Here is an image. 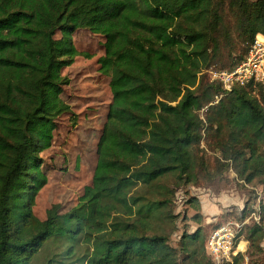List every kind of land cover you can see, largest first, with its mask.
I'll use <instances>...</instances> for the list:
<instances>
[{
	"label": "trees",
	"instance_id": "trees-1",
	"mask_svg": "<svg viewBox=\"0 0 264 264\" xmlns=\"http://www.w3.org/2000/svg\"><path fill=\"white\" fill-rule=\"evenodd\" d=\"M80 28L105 38L98 62L111 103L81 203L52 205L41 220L32 210L46 182L39 153L67 110L59 69L77 55ZM257 33L264 0H0V264H34L55 239L73 255L81 238L92 247L81 264H184L157 228L172 206L159 180L202 185L232 166L264 189V92L235 87L214 102L220 85L208 76L238 64ZM259 214L241 230L251 264H264V202ZM204 243L200 228L182 235L189 264H202L194 245Z\"/></svg>",
	"mask_w": 264,
	"mask_h": 264
},
{
	"label": "rangeland",
	"instance_id": "rangeland-1",
	"mask_svg": "<svg viewBox=\"0 0 264 264\" xmlns=\"http://www.w3.org/2000/svg\"><path fill=\"white\" fill-rule=\"evenodd\" d=\"M53 37L59 38L60 33L56 32ZM104 42L105 38L101 34L87 28L77 29L72 35L77 55L70 65L59 69L60 77L67 80L60 94L67 110L56 117L51 145L39 153L40 170L46 182L37 193L32 210L41 220L52 205H59L61 212H67L80 204L84 188L91 185L98 157L97 144L112 98L110 77L100 70L98 62L104 54ZM201 147L209 155L217 154L208 151L203 141ZM261 150L264 154V146ZM159 184L167 188V191L163 189V197H170L172 206H165L164 218L158 221L157 228L168 237L169 245L178 249L184 264L190 261L179 249V241L184 233L190 234L197 228L201 229L204 249L199 244L194 246L197 258L202 264H207L211 258L207 247L211 228L231 222L230 226L235 232L238 229L236 224L248 223L253 212L264 202L263 184L258 180L246 183L238 179L232 166H225L222 174L207 184L177 186L172 174L159 180ZM156 188L151 189L149 195L160 197L154 193ZM170 209L173 216L168 217L166 212ZM235 241H239L240 250L245 251V258L238 264H251L252 257L247 253L248 244L241 231ZM261 245L264 249V238ZM67 247L68 244L63 240H51L33 263L81 264L78 259L88 253V247L92 250L91 244L83 241V238L79 239L73 255L68 254Z\"/></svg>",
	"mask_w": 264,
	"mask_h": 264
},
{
	"label": "built area",
	"instance_id": "built-area-1",
	"mask_svg": "<svg viewBox=\"0 0 264 264\" xmlns=\"http://www.w3.org/2000/svg\"><path fill=\"white\" fill-rule=\"evenodd\" d=\"M208 76L210 81L220 85L214 102L219 101L235 87L251 86L264 92V34L255 35L247 53L238 64L229 69H209ZM252 218L259 222V208L253 212ZM230 223L216 227L208 236L207 247L213 264L232 262L233 256L242 252L240 242L235 240L245 222L236 224L238 229L235 232Z\"/></svg>",
	"mask_w": 264,
	"mask_h": 264
}]
</instances>
